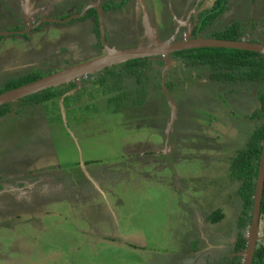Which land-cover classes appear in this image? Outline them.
I'll list each match as a JSON object with an SVG mask.
<instances>
[{
  "label": "rangeland",
  "instance_id": "1",
  "mask_svg": "<svg viewBox=\"0 0 264 264\" xmlns=\"http://www.w3.org/2000/svg\"><path fill=\"white\" fill-rule=\"evenodd\" d=\"M43 1L49 15L58 17L81 5L77 0ZM6 4V19L0 24L9 29L23 23L21 4L10 0ZM143 4L148 9L153 5L159 11L156 16H169L161 0ZM182 10L181 18L191 13L189 8ZM229 11L233 17L224 19L227 25L236 20L245 24L252 16L264 15V0H233ZM40 15L29 21L34 23ZM117 19L124 32L114 42L129 45L137 37L133 11L118 13ZM51 26L43 25L41 31ZM146 26L143 44L155 38L162 42L186 38L179 29L161 39L155 37L153 26ZM94 27L85 19L62 25L58 35L48 32L31 42L9 37L0 45V87L34 71L47 76L90 60ZM96 46L97 55H104L99 38ZM63 56L73 62L64 58L60 66L56 61ZM209 71L193 70L178 57H154L133 72L121 64L64 84L52 103L10 104L12 114L6 123L0 121V145L8 139L0 163L6 164V172L29 176L7 180L0 187V264H243L244 251L236 252L235 245L238 235L247 236L250 222L239 227L244 209L237 194L240 183L231 180L229 172L251 133L264 122L263 116L251 119L259 110L264 84L211 83ZM207 85L212 88H203ZM132 108L139 110L137 115L126 114ZM43 116L48 118L25 142L8 145L30 118L37 122ZM16 119L22 120L14 125ZM154 130L169 143L181 142V149L188 145L171 155L179 163L147 167L132 156L119 159L125 151L131 155L135 147L145 148L142 138ZM84 161L100 168L104 187L92 183L84 189L78 185L81 171L66 169L81 167ZM122 161L131 165L123 169ZM60 176L71 182L73 176L75 182L49 183L48 177L59 182ZM122 176L129 181L121 183ZM89 191L95 195L81 197ZM197 210L202 213L194 214ZM216 210L222 212V220L216 226L206 224L205 218ZM184 220L187 225L194 221L190 232L181 231ZM256 249L264 250V217Z\"/></svg>",
  "mask_w": 264,
  "mask_h": 264
},
{
  "label": "flooded vegetation",
  "instance_id": "2",
  "mask_svg": "<svg viewBox=\"0 0 264 264\" xmlns=\"http://www.w3.org/2000/svg\"><path fill=\"white\" fill-rule=\"evenodd\" d=\"M10 1L14 5H16L18 3L21 4V11L23 13L22 15H23L24 22L21 23L20 25H12V27L11 28L9 27V29L6 27V24L5 25L0 24V45H1V43L5 42L6 39H8L9 37H11L13 39L21 38V39H23V40H21V42H24V41L31 42L33 40L39 39L41 36H45V35L48 36L47 35L48 32H49V34L51 32L53 34L58 35L61 31L60 27L62 25L72 23V22L77 21V20L87 19L90 22H92L93 26H95L94 29L92 30V33L96 37L95 42L92 41V43L89 46V49H92L93 51H92V53H90L91 57L90 56H88V57H89V59L90 58L91 59L98 58V57H100L97 55L98 49L96 46L98 38H99L101 47H102V44H101V39H100L99 24H98L99 35H97V33H96L97 27H96L95 21H97V23H98V15H97L96 7L101 9L104 33H105V37H106V40H107L109 46L110 45L115 46L117 43L113 42V44H112L109 41L107 34L105 32V26L108 23H113L115 21H117L119 23L120 20L117 19L118 13L122 14L124 12H129V11H133L134 29H135L136 34H137L136 41L137 42L140 41V39L138 37L144 36L145 32L147 31V30H145V26H144V21H145L146 17L142 13H139L138 15H137V13H138L139 9L141 10V12H143L144 8L146 9L147 15L150 18V19L147 18L149 24L151 26L157 28V30H158L157 32H158V35L160 36V38L163 37L164 35L172 34L173 32L176 33L177 32L176 30L179 31V29H184L186 38L194 39L197 37H202V38L215 39V38H213L215 35L222 34L225 30H227L228 28H230L231 26H233L234 24L237 23V24H239L241 32H242V37L240 38V40L246 41L248 39L250 43L264 44V15L263 14L259 15V16H252L250 18L249 22H247L245 24L241 20H236L235 22L227 25V23H229V22H225L224 19L228 15H231V12L230 11L227 12V11L230 8H232L233 0H227L226 7H225L224 11L221 12V14H219L212 22L206 23L204 28H201V25H202L201 21L204 18V16L209 14V12L213 11V8H214L215 4L218 2V0H161V4L163 5L164 10H167L168 12H170L169 16L168 15L163 16L161 13H160V16H156V12H159V11H157V9H152L153 5L151 6V9H148L147 7H145L143 4L144 0H77L78 2L81 3L80 7L77 8V9H79V12L77 9H75L74 11H70V13L67 14L66 16H62V17H58V15H56L57 13H52L50 16L49 15L50 13L48 10V5L43 0H19V2H17L16 0H10ZM148 1H149V4H153V1H155V3L157 2V0H148ZM253 1L258 3V1H263V0H253ZM117 5H120L121 7H117ZM259 5L261 6L262 3H259ZM14 7H16V6H14ZM182 8H184V9L189 8L191 13L184 16L183 18H181L182 12H183ZM7 9H8V5L6 4V0H0V20L2 18L6 19ZM93 11L95 12V15L92 14L90 16H87L90 12H93ZM83 12H84V14H83ZM36 13L39 15L41 13V15L38 19H36L34 21V23H31L29 20L31 18H33V16ZM78 15H82V16L77 18ZM231 16L233 17V15H231ZM114 18H116V20ZM188 19H189V21H188L189 23L185 22ZM190 19H191V21H190ZM230 19H232V18H230ZM258 20H259V25L257 23V25L255 27H253L252 24H256V21H258ZM43 25H50V26L53 25V26H51L50 28L48 27L49 29L47 28V30L45 32H42L41 30L43 29L42 28ZM251 27H252V29H251ZM188 31L190 32L189 35H188ZM245 33H247L248 37H247V35H245ZM28 35H29V38L27 37ZM250 35L253 36L254 39H251ZM35 36H39V37H35ZM25 39H29V41H27ZM218 40H222V39H218ZM153 44H156V43H153ZM125 46L126 45H124V47ZM71 47L75 48V45L73 43H71ZM101 49H103V48H101ZM187 51H189V50H187ZM175 54L176 53L171 54L170 56L178 57V58H181V59L187 61V64L190 67V61L188 58L180 57V56H177ZM64 58H67L70 62H73L72 58L63 56V58H61L59 61H56L57 64H60V66H62V61L66 60ZM201 67H208V66H202L201 65V66H193L190 68L194 70V69L201 68ZM209 70H210V68H209ZM210 75H211V72L209 71V80L211 83H219L217 81L212 80ZM89 76H91V75H86V76H83L82 78H86ZM43 77H44V75H43ZM78 80H80V79H77L76 81H78ZM219 84L232 85V84H226V83H219ZM5 85H4V87H5ZM78 85L79 84H77L76 86H78ZM198 86H203V84H197L195 87H198ZM4 87H2V88H4ZM2 88L0 87V89H2ZM191 88L192 87H190V89ZM203 88L208 89V88H212V86L207 85V87H203ZM210 99L213 100L212 101L213 103L218 102L213 98H210ZM8 105H10V104H8ZM68 108L72 109L73 107L68 106ZM259 109H260V102H259ZM65 112H66V110H65ZM11 114H12V109H11V105H10V112L7 115L0 116V121H2L3 123H6V121H4V120L6 118H8V115H11ZM262 116L264 117V115H262ZM46 118H48V116H43V118L42 117L39 118L37 120V122L34 121L35 119L30 118L32 120H29L26 122V126H27L26 129H22L21 127L17 126L18 128H21L22 130H18L16 132L17 137L8 141L9 142L8 145L11 143L25 142L26 141L25 139L28 138L30 136V134L32 132H34L37 127H39L42 123H44ZM20 120H22V119H16L15 122H13V124L14 123L16 124L18 121L21 122ZM19 122H18V124H19ZM7 140H6V142H7ZM6 142L3 143V146L0 145V158H3V159L5 158V155H6V145H7ZM169 144L171 146L173 145L174 148L173 147L171 148V150L173 152L182 151L183 148L188 146V145H186L181 149L182 144L179 141H177L176 143L171 142ZM172 154H174V153H172ZM76 166H78V165H76ZM34 170L37 172L36 169H34ZM26 175L29 176L27 174V172H25V173H23V172L22 173L6 172V164H4L3 162L0 163V187H2V188H4V186L6 185L7 180L10 181L12 179L14 180V179H17L20 177L21 178L26 177ZM53 179H54V177H48L49 183L51 185H54V183H56V182L57 183L61 182L64 184L67 183L69 186L72 184V182L70 180L68 181L66 178L61 177V176L58 177L59 182L57 180L54 182L51 181ZM86 185L87 184L84 183V186H86ZM81 186H82V184H81ZM208 216H210V215H208ZM206 218H205V220H206ZM206 222H207V220H206ZM210 225L216 226L217 223L216 224H210Z\"/></svg>",
  "mask_w": 264,
  "mask_h": 264
},
{
  "label": "trees",
  "instance_id": "3",
  "mask_svg": "<svg viewBox=\"0 0 264 264\" xmlns=\"http://www.w3.org/2000/svg\"><path fill=\"white\" fill-rule=\"evenodd\" d=\"M227 0H218L213 11L209 12L202 19L201 28H204L206 23L212 22L226 7ZM117 7H121L117 5ZM95 15V12H90L87 16ZM96 23V33L99 35L98 23ZM242 37V32L239 24H234L220 35H215L213 38L228 41H238ZM175 55L186 57L190 61V67L193 66H208L211 72V79L219 83L237 84V83H252L264 84V56L257 53L218 48H202L189 51L178 52ZM144 60H133L125 63L128 71L133 72L140 67V63ZM43 77L40 71H34L21 76L17 79L9 80L5 87L0 89V93L9 91L25 84L31 83ZM59 97L57 88L44 90L40 93L28 96L19 102L26 106L35 107L54 102ZM117 100V98H115ZM260 109L255 112L251 119H262L264 115V90L259 94ZM10 112V105L0 106V116L7 115ZM264 138V122L258 129L253 131L249 137L246 148L238 152L230 166V179L240 183L238 196L243 202V212L239 219V227L245 228L250 222L249 213L252 210V196L255 188V180L257 177L258 164L261 154V142ZM260 216L264 217V188L261 200ZM223 218L220 210H216L206 218L210 224L219 223ZM246 249V239L240 234L237 237L235 250L239 252ZM252 264H264V250L256 249Z\"/></svg>",
  "mask_w": 264,
  "mask_h": 264
},
{
  "label": "water",
  "instance_id": "4",
  "mask_svg": "<svg viewBox=\"0 0 264 264\" xmlns=\"http://www.w3.org/2000/svg\"><path fill=\"white\" fill-rule=\"evenodd\" d=\"M98 15V24L100 30V39L104 55L94 58L77 65L68 67L53 74L44 76L36 81L25 84L21 87L3 92L0 94V106L12 104L24 99L28 96L40 93L50 88H58L64 84H68L83 76L92 75L108 68L125 64L133 60L151 59L154 57L166 58L171 54L202 48H218L241 50L252 53L261 54L264 56V44L250 43L243 40L228 41L210 38L197 37L194 39L185 38L181 41L170 42L160 41L143 44V39L140 44L130 49H115L108 45L105 37L104 27L102 22L101 9L96 7ZM84 14V12H83ZM82 14V15H83ZM82 15H78L77 18ZM190 32L188 31V35ZM156 43V44H153ZM264 188V138L261 142V154L258 164L257 177L255 180V188L252 196V210L250 216L249 230L246 239V249L244 251L243 264H252L256 251L259 224H260V208Z\"/></svg>",
  "mask_w": 264,
  "mask_h": 264
},
{
  "label": "crops",
  "instance_id": "5",
  "mask_svg": "<svg viewBox=\"0 0 264 264\" xmlns=\"http://www.w3.org/2000/svg\"><path fill=\"white\" fill-rule=\"evenodd\" d=\"M139 13H142L143 15H145V17H146V19H145V21H144V26H145V30H147L148 31V26H146V25H148L149 24V22H148V20H147V18H148V15H147V11H146V9L144 8L143 9V12H141V10L139 9L138 10V13H137V15L139 14ZM115 20H116V18H114ZM150 25V24H149ZM155 28V27H154ZM155 30H156V34H155V37L158 35V30H157V28H155ZM105 32H106V34H107V37H108V39H109V41L113 44V42H114V40H116L117 39V37L119 36V34L120 33H122L123 34V32H124V27L122 26V25H120V22L118 23L117 21H115V22H113V23H108L106 26H105ZM139 39H140V41H136V39L132 42V43H129V45H126L125 47H124V45L123 44H119V43H117L115 46L116 47H114L115 49H119V50H123V49H130V48H134L135 46H137L138 45V43H140L141 42V40L142 39H144L143 38V36H139L138 37ZM157 38H155V39H153V41H151V42H154L155 40H156ZM143 41V40H142ZM71 43H73V42H71ZM110 44V43H109ZM111 46V45H110ZM110 102V100H108L107 101V103H109ZM118 107V106H117ZM146 107H148V106H146ZM146 107H143V108H146ZM107 109V108H106ZM73 110V109H72ZM144 110V109H143ZM138 112H139V110H135L134 108H132V109H130V111H128L126 114H130V115H137L138 114ZM116 114H118V115H122V113L121 112H118V113H116ZM124 114V113H123ZM124 116V115H123ZM124 118H126V117H124ZM133 118H135V116L133 117ZM133 118L132 117H130V120H133ZM131 124H133L134 125V123L133 122H130ZM155 136V138H157V139H153V138H151V137H154ZM138 139H140V138H138ZM142 139H144V140H146L145 141V145H146V147L145 148H137V147H135V151L134 152H132L131 153V155H129V154H126L127 152L125 151V154H120V156H119V159L120 160H123V158L126 156V157H135L134 159L136 160V158L139 160V163H141V164H143V165H145V166H151V165H155L156 167H158L159 166V164H162V165H170L171 163H179L180 161H178V160H176V159H174V158H172L171 157V155H172V153H174L172 150H171V148H172V146L169 144V139H165L164 138V136H163V134H162V132L161 133H159V132H156L155 130H154V133H152V134H150V136H149V138L148 137H143ZM165 140V141H164ZM167 140V141H166ZM137 143H138V141H137ZM152 143H154V144H156V145H153ZM141 143H139V145H140ZM132 147V146H131ZM157 148V149H156ZM124 155V157H122ZM150 158H152L153 160L152 161H150ZM174 160H176V162L174 161ZM87 163V164H86ZM107 164H111V163H107ZM107 164H105V165H107ZM118 164H119V162H118ZM130 163H124L123 161H122V163H121V165L123 166V169H127L128 168V165H129ZM131 165V164H130ZM118 168V167H117ZM59 169H61V168H59ZM66 169L69 171V172H72V171H81V175H80V177H81V181H79L78 182V185L79 186H81V184H82V188H86V186L88 185V184H94L95 186L97 185L98 186V188H102V187H104L105 185H104V183H103V181H102V177L104 176V175H102V173H100L101 171H100V168H98L97 166H95V165H93L92 164V162H85L84 161V163L82 164V166L80 167V165H78L77 167L76 166H73V165H70V166H66ZM121 170V169H120ZM91 171V172H90ZM94 174H93V173ZM90 173H92V174H90ZM125 173H126V171H125ZM98 177V178H97ZM72 178H73V180H72V183L74 184V182H75V177H73L72 176ZM122 180H124L125 181V183L126 182H128L129 180L127 179V178H125L124 176H122L121 177V183H122ZM157 183H159L160 181L159 180H157L156 181ZM84 183H86L87 185L86 186H84ZM117 183V182H116ZM116 183H114V185H115V187H116ZM160 184V183H159ZM96 186V187H97ZM91 189V188H90ZM86 194H88V195H90V196H94L95 195V192H91V191H89L88 193H84V194H82L81 195V197H85V195ZM75 195L76 194H74V197H75ZM87 196V195H86ZM186 208V207H185ZM200 213H202V212H200L199 210H197V211H194V214H196V215H198V214H200ZM193 214V215H194ZM182 223L184 224V226L181 228V231L182 230H186L187 232H190V229H191V227H192V229H193V226H192V224H194V221L192 220V222L190 223V225H191V227H190V225H187L186 223V221L184 220V221H182ZM205 223L206 224H208V225H210L208 222H206V220H205Z\"/></svg>",
  "mask_w": 264,
  "mask_h": 264
},
{
  "label": "clouds",
  "instance_id": "6",
  "mask_svg": "<svg viewBox=\"0 0 264 264\" xmlns=\"http://www.w3.org/2000/svg\"><path fill=\"white\" fill-rule=\"evenodd\" d=\"M260 219H261V217H260Z\"/></svg>",
  "mask_w": 264,
  "mask_h": 264
}]
</instances>
